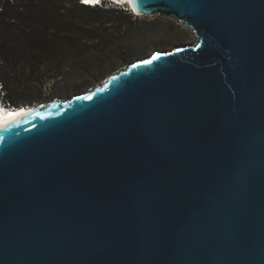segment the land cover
Masks as SVG:
<instances>
[{
	"label": "water",
	"instance_id": "water-1",
	"mask_svg": "<svg viewBox=\"0 0 264 264\" xmlns=\"http://www.w3.org/2000/svg\"><path fill=\"white\" fill-rule=\"evenodd\" d=\"M130 1L197 41L0 126V264H264V0Z\"/></svg>",
	"mask_w": 264,
	"mask_h": 264
},
{
	"label": "rangeland",
	"instance_id": "rangeland-1",
	"mask_svg": "<svg viewBox=\"0 0 264 264\" xmlns=\"http://www.w3.org/2000/svg\"><path fill=\"white\" fill-rule=\"evenodd\" d=\"M58 9L61 10L63 19L77 24L83 34L91 36L99 33L104 37H100L99 43L95 41L94 46L91 45L92 54L89 53L90 50L81 52L73 44L57 42L54 47L59 52L58 56L63 65L59 75L55 71H47L44 67L39 70L25 67L26 78L21 75L23 85L30 86L34 91L36 88L41 90L42 96L46 98L35 103L36 105L46 104L55 98H72L95 88L106 78L136 60L146 59L156 52L169 51L177 46H185L197 41L192 28L186 27L184 23L170 16L159 14L137 16L127 12L116 17L108 12L85 13L65 4L58 5ZM91 57L97 59L101 65L112 69L96 79L95 69L82 68L93 66ZM58 92L64 93L58 95L56 94Z\"/></svg>",
	"mask_w": 264,
	"mask_h": 264
},
{
	"label": "trees",
	"instance_id": "trees-1",
	"mask_svg": "<svg viewBox=\"0 0 264 264\" xmlns=\"http://www.w3.org/2000/svg\"><path fill=\"white\" fill-rule=\"evenodd\" d=\"M61 4L90 14L108 12L120 17L128 12L85 6L77 0H0V97L4 104L22 107L46 100L41 90L36 88L34 91L30 86L23 85L21 75L26 78L25 67L37 70L44 67L59 75L63 65L54 47L57 42L73 44L81 52L90 50L92 54L91 45L94 46L95 41L99 43L100 37H104L99 33L91 36L83 34L77 24L66 22L58 9ZM91 61L92 67L82 68L95 69L96 79L112 69L101 65L93 57ZM56 94L62 95L61 92Z\"/></svg>",
	"mask_w": 264,
	"mask_h": 264
},
{
	"label": "bare ground",
	"instance_id": "bare-ground-1",
	"mask_svg": "<svg viewBox=\"0 0 264 264\" xmlns=\"http://www.w3.org/2000/svg\"><path fill=\"white\" fill-rule=\"evenodd\" d=\"M126 3H130L131 4V1L130 0H124ZM132 6V5H131ZM134 15H137V16H140L141 14L139 13H132ZM41 104H37L35 106H40ZM34 107L33 106H22V107H14V108H10L8 109L7 107L5 109H3V112H0V126H3L4 124L12 121L13 119H16L18 118L19 116L21 115H24L28 112L31 111V109Z\"/></svg>",
	"mask_w": 264,
	"mask_h": 264
},
{
	"label": "snow or ice",
	"instance_id": "snow-or-ice-1",
	"mask_svg": "<svg viewBox=\"0 0 264 264\" xmlns=\"http://www.w3.org/2000/svg\"><path fill=\"white\" fill-rule=\"evenodd\" d=\"M85 2H87V0H85ZM153 59H158V57H154ZM146 63H149V64H151V63H152V61H151V60H149V61H146Z\"/></svg>",
	"mask_w": 264,
	"mask_h": 264
},
{
	"label": "built area",
	"instance_id": "built-area-1",
	"mask_svg": "<svg viewBox=\"0 0 264 264\" xmlns=\"http://www.w3.org/2000/svg\"><path fill=\"white\" fill-rule=\"evenodd\" d=\"M87 1H89V0H87ZM92 4H94V0H92V2H91ZM0 88H1V86H0ZM7 106H9V105H7ZM9 107H11V106H9ZM13 108V107H12Z\"/></svg>",
	"mask_w": 264,
	"mask_h": 264
},
{
	"label": "clouds",
	"instance_id": "clouds-1",
	"mask_svg": "<svg viewBox=\"0 0 264 264\" xmlns=\"http://www.w3.org/2000/svg\"><path fill=\"white\" fill-rule=\"evenodd\" d=\"M101 7H103V5H102ZM5 105H6V104H5Z\"/></svg>",
	"mask_w": 264,
	"mask_h": 264
}]
</instances>
